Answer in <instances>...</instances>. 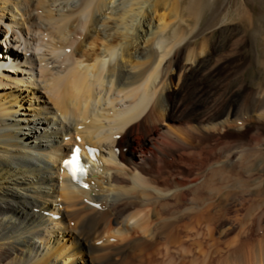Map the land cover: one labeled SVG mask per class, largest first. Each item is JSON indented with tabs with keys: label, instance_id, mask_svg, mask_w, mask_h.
Instances as JSON below:
<instances>
[{
	"label": "bare ground",
	"instance_id": "obj_1",
	"mask_svg": "<svg viewBox=\"0 0 264 264\" xmlns=\"http://www.w3.org/2000/svg\"><path fill=\"white\" fill-rule=\"evenodd\" d=\"M199 1L0 0V264H210L194 235L201 224L228 237L216 264H264V173L251 169L264 143L230 145L188 199L193 183L164 171L176 154H213L196 137L237 121L231 106L186 115L172 103ZM227 6L204 3L221 25ZM197 49L187 50L190 70ZM263 104L252 94L240 111ZM76 145L87 169L79 181L64 168ZM229 204L244 213L228 215ZM183 232L194 235L189 249Z\"/></svg>",
	"mask_w": 264,
	"mask_h": 264
},
{
	"label": "rangeland",
	"instance_id": "obj_2",
	"mask_svg": "<svg viewBox=\"0 0 264 264\" xmlns=\"http://www.w3.org/2000/svg\"><path fill=\"white\" fill-rule=\"evenodd\" d=\"M222 1L223 0H219V3ZM227 1V11L229 12L228 16H226L225 18L226 22L224 23L226 24L221 25L222 17H219L215 20H211L208 16V11L204 9V3L208 2V0H200L197 6V27H193V29H195L194 37L192 38L193 40L191 39L189 43H186V45L179 49V59L181 60L180 77L182 76V78L181 84L177 87H174L176 97L173 98L172 103L174 104L175 108L179 112H182L187 106L188 110L186 112V115H193V113L199 115L200 112L206 109H212L211 112L218 113L225 109L229 110L231 106V110L232 112H234V116L230 119V121L232 119H234V121L237 120L234 123H230L231 128L226 131H217L216 133H209V136L207 135L204 137L198 135V137H196L197 141H201L202 139L207 138L211 144L215 145V151L213 154L202 150L200 151L201 156L199 155L197 157H189L184 154H176L174 158L168 159V163L166 164L167 166H165L167 169H164L166 173L170 174V176H172L175 181H179L184 185L193 183L188 188L190 192L188 191V189L184 192L187 199L190 198V193L193 191V189L203 187L202 185L204 184L205 178L209 173L206 166L211 163L213 164L216 158L221 156V154L228 148L236 145L239 147L240 145V147L244 149L246 147L245 145H251L254 143H264V104L256 108V110L254 111L248 113L242 112L244 111V103H246L247 99L252 94L258 95L261 93L264 95V0ZM199 11H201L202 15L201 13H199ZM153 21L156 23V19H154ZM189 32L190 30H186L184 32L178 31L176 35L177 37H182L181 34L183 33V36H188L190 34ZM194 48H198L196 53L194 54L196 59H198V52L201 50V48L203 49L204 53L203 57L197 60L198 64H195L194 69L190 70L189 68L191 67V64L187 63V57L189 52L187 50H191ZM171 50L174 52H172ZM169 51L173 53V55H170L171 57L169 56V61L172 63L173 59L176 56V53L178 52V49L171 46L169 48ZM187 97H189L190 99L187 100ZM238 114H241V116H239ZM185 121L186 119L174 122L172 124L176 125L177 127H184L186 123ZM220 148L223 149L221 150ZM219 149L221 152L219 151ZM257 155L258 154L256 152L253 153L254 157H257ZM254 157L251 158L255 159V161L251 160L252 162H254V165H252L251 167L252 172L254 174H263L264 161ZM200 163L204 164L201 165ZM194 177H196V179ZM194 181L196 183H194ZM262 191L264 192V189H262ZM263 192V196L259 197V199L264 198ZM228 206V215L235 216L237 215V213H240L239 215L241 216L244 213L243 209H240L237 212L235 207H231L232 205L230 204ZM205 227H207L206 224L199 225V227H197L198 230H196L194 235L202 234V236L197 235V240L200 241L201 239L202 245L204 243L203 248L208 253V256L210 255L209 258L214 257L212 259L208 258V263L216 264L217 260H219L221 257L220 255L223 256L225 254V252L222 251L224 247L223 243L226 239H228V237H220L219 229L216 225L215 227L214 225L208 226L211 228L213 227L212 233V229L209 228L210 231L208 232V227ZM214 230L217 232H215ZM262 233L263 231L258 232V236ZM194 235H189L186 232L182 233L183 239H185L183 240L185 248H190L192 244L191 237ZM186 236H190V238H187ZM198 237L200 238L198 239ZM210 243L211 245H209ZM159 245L160 244H158L157 247H159ZM216 246L217 248L221 249V252L224 253L215 254ZM175 250L176 249H173V251ZM173 251L170 254L171 256H173L174 261H181L179 260L183 258L181 254H179L178 251ZM150 252V250L144 251V257L146 258ZM193 255L195 256V254ZM155 257L158 259L159 262H165L167 259V255L165 256V253L162 249L158 251ZM188 259L190 258L188 257ZM200 259L198 258L199 261Z\"/></svg>",
	"mask_w": 264,
	"mask_h": 264
},
{
	"label": "snow or ice",
	"instance_id": "obj_3",
	"mask_svg": "<svg viewBox=\"0 0 264 264\" xmlns=\"http://www.w3.org/2000/svg\"><path fill=\"white\" fill-rule=\"evenodd\" d=\"M74 152H75V155L72 157V159L65 161V166L70 167L72 169L73 176L76 175L77 171L86 175L87 169L84 166L80 165L79 163V149H75ZM84 186L87 187V185H84Z\"/></svg>",
	"mask_w": 264,
	"mask_h": 264
}]
</instances>
